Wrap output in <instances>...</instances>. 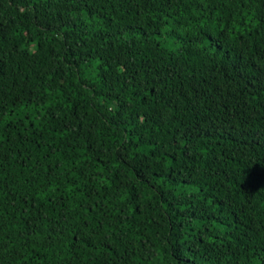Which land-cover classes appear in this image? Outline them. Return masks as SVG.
Masks as SVG:
<instances>
[{"label":"trees","instance_id":"obj_1","mask_svg":"<svg viewBox=\"0 0 264 264\" xmlns=\"http://www.w3.org/2000/svg\"><path fill=\"white\" fill-rule=\"evenodd\" d=\"M0 264H264V0H0Z\"/></svg>","mask_w":264,"mask_h":264}]
</instances>
